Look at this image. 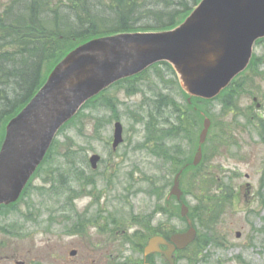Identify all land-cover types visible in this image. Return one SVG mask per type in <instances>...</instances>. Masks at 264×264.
Returning <instances> with one entry per match:
<instances>
[{
	"label": "rangeland",
	"instance_id": "obj_1",
	"mask_svg": "<svg viewBox=\"0 0 264 264\" xmlns=\"http://www.w3.org/2000/svg\"><path fill=\"white\" fill-rule=\"evenodd\" d=\"M7 1L0 0V7ZM150 7L161 9L155 4ZM252 59L256 77L243 76L249 85V79L253 82L250 90H241L239 95L234 123L237 145L219 149L220 154H214L198 171L224 177L234 194L231 206L211 232L192 213L181 217V204L170 194L179 170L166 166L146 143L144 100L150 101L161 84L150 72L141 81L140 92L127 95L110 89L118 101L117 119L109 110L87 109L83 117L57 136L58 141L72 147L71 153L68 157L63 156L65 153L54 154L49 160L51 166L45 164L34 175L13 211L7 215L0 212V264H141L145 260L142 237L157 228L173 232L190 226L196 229L199 240L206 238L207 244L199 253L192 254L193 247L177 253L175 264H264V134H258L264 133V40L254 45ZM169 78L166 73L165 79ZM166 93L179 103L185 98L191 101L174 85ZM193 106L208 108L205 116L211 121L221 119L217 102ZM233 118L232 114L226 115L223 122ZM202 120L193 140L180 143L182 152L191 153V158L197 149ZM115 121L122 124L123 140L113 150ZM218 132L216 123L208 138L214 136V142ZM91 154L100 157L95 169L88 163ZM193 174L188 170L185 177L182 173L179 177L182 203L188 209L197 204L201 192V182L193 180ZM4 227L7 230H2ZM191 258L192 262L187 263ZM148 260L167 264L161 255Z\"/></svg>",
	"mask_w": 264,
	"mask_h": 264
},
{
	"label": "trees",
	"instance_id": "obj_2",
	"mask_svg": "<svg viewBox=\"0 0 264 264\" xmlns=\"http://www.w3.org/2000/svg\"><path fill=\"white\" fill-rule=\"evenodd\" d=\"M51 1L54 4H51ZM199 0H9L0 10V144L4 136V126L30 100L43 84L46 75L53 66L71 49L95 37L113 35L121 32L159 31L174 27L180 23ZM155 4L161 9H149ZM264 40V39H263ZM258 40L257 42L263 41ZM255 59L251 60L246 71L238 75L220 95L212 100L187 98L179 103L170 93H166L174 85L180 89L175 74L168 63L160 62L152 65L142 73L122 79L114 83L97 96L88 100L81 110L70 119L59 131L58 135L70 124L84 116L87 109H106L117 119L116 96L110 89L122 90L127 95L140 92L141 81L151 72L160 81V86L153 93L152 99L144 100L147 109L144 116L146 143L156 151L159 158L169 168L181 169L183 177L188 170L194 171L193 180H199L200 197L197 204L189 210L204 228L211 232L214 224L231 206L234 194L224 177L214 173L198 171L214 154H220L221 148L237 145L235 142V125L239 111L238 102L241 90H250V85L243 76H254ZM250 72V73H249ZM169 74V80L165 74ZM256 77V76H254ZM244 86H249L244 88ZM169 88L168 90H164ZM183 93V92H182ZM184 94V93H183ZM185 95V94H184ZM219 103V117L212 120V128L219 125L217 138L209 137L204 144L203 158L200 164L192 167L191 153H183L180 143L191 142L201 119L209 114L208 108L201 110L197 106ZM232 114L231 122H223L226 115ZM256 120V119H255ZM264 132V123L262 124ZM260 128V130H261ZM211 133V131L209 132ZM258 134L263 136L260 131ZM210 143L209 148L206 146ZM213 143V144H211ZM65 146H61V145ZM64 147V148H63ZM72 147L54 139L35 175L56 153H65L68 157ZM212 153H208V151ZM236 154V153H235ZM52 173V172H47ZM44 182L48 180L44 179ZM27 188L20 199L9 206H0L5 215L13 211L16 204L23 199ZM2 230H7L4 227ZM150 229L148 230V232ZM156 232L150 231L149 233ZM149 234L147 235V237ZM147 237H142L143 241ZM200 237V236H199ZM197 236L191 245L194 251L201 252L206 238L199 240ZM202 241L201 243H199ZM180 253V252H179ZM192 262V258L187 263ZM195 264V262H192Z\"/></svg>",
	"mask_w": 264,
	"mask_h": 264
},
{
	"label": "water",
	"instance_id": "obj_3",
	"mask_svg": "<svg viewBox=\"0 0 264 264\" xmlns=\"http://www.w3.org/2000/svg\"><path fill=\"white\" fill-rule=\"evenodd\" d=\"M261 38L264 0H201L184 22L173 29L104 36L77 46L55 65L45 83L5 126L0 146V205L17 201L59 128L88 99L113 83L137 75L155 63L166 62L187 95L212 99L245 70L253 45ZM210 124L205 118L200 144L205 141ZM122 140V125L116 121L112 148ZM201 158L199 146L192 164H199ZM99 159L97 154L89 158L93 169ZM179 175L170 191L177 199L182 195ZM187 212L182 205L181 215ZM239 235L237 232L236 236ZM195 236L192 227L173 233L168 240L154 235L147 240L144 255L162 253L169 264H174L175 250L185 249ZM162 246L166 248L162 250Z\"/></svg>",
	"mask_w": 264,
	"mask_h": 264
},
{
	"label": "flooded vegetation",
	"instance_id": "obj_4",
	"mask_svg": "<svg viewBox=\"0 0 264 264\" xmlns=\"http://www.w3.org/2000/svg\"><path fill=\"white\" fill-rule=\"evenodd\" d=\"M72 155V154H71ZM59 182V181H58ZM89 184V183H88ZM87 184V185H88ZM55 196H59V193H56L55 194ZM167 199H169V198H167ZM57 202H58V200H57ZM156 230V234H158V235H161V236H168V235H170V233H171V231H167L166 229H164V228H157V229H155ZM162 249H164V247L162 248Z\"/></svg>",
	"mask_w": 264,
	"mask_h": 264
}]
</instances>
